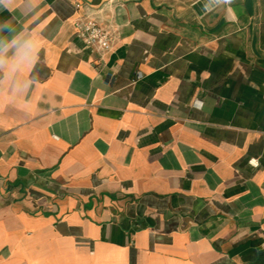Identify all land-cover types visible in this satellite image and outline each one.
<instances>
[{
    "label": "crops",
    "instance_id": "0c3cea01",
    "mask_svg": "<svg viewBox=\"0 0 264 264\" xmlns=\"http://www.w3.org/2000/svg\"><path fill=\"white\" fill-rule=\"evenodd\" d=\"M0 264H264V0H0Z\"/></svg>",
    "mask_w": 264,
    "mask_h": 264
},
{
    "label": "built area",
    "instance_id": "2783aa9c",
    "mask_svg": "<svg viewBox=\"0 0 264 264\" xmlns=\"http://www.w3.org/2000/svg\"><path fill=\"white\" fill-rule=\"evenodd\" d=\"M76 10L82 9L80 2H75ZM73 26L76 31V36L84 44L91 47L97 54L96 64L98 66L104 65V56L109 52L116 43L117 30L114 26H104L98 20L93 18L90 14L84 13L78 15L73 20ZM141 74L136 73V78H140ZM113 81V74L108 73V83ZM248 164L252 167L257 166V160L251 158Z\"/></svg>",
    "mask_w": 264,
    "mask_h": 264
},
{
    "label": "clouds",
    "instance_id": "9594fccd",
    "mask_svg": "<svg viewBox=\"0 0 264 264\" xmlns=\"http://www.w3.org/2000/svg\"><path fill=\"white\" fill-rule=\"evenodd\" d=\"M31 43V42H30ZM33 47V50H35V48L37 47L36 45L32 44L31 45Z\"/></svg>",
    "mask_w": 264,
    "mask_h": 264
}]
</instances>
